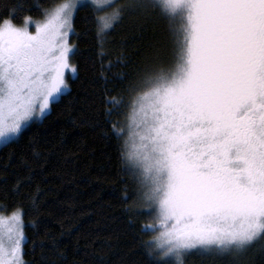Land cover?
I'll return each instance as SVG.
<instances>
[{"label": "snow or ice", "instance_id": "snow-or-ice-1", "mask_svg": "<svg viewBox=\"0 0 264 264\" xmlns=\"http://www.w3.org/2000/svg\"><path fill=\"white\" fill-rule=\"evenodd\" d=\"M91 4L99 12L115 0ZM85 6L59 5L35 35L11 20L0 25V142L18 137L67 89L70 49L61 45L54 56V42ZM156 9L169 20L176 68L131 85L128 114L130 127L143 129L144 198L165 229L156 249L176 264L193 250L238 258L264 240V0H127L99 21L107 30L126 11Z\"/></svg>", "mask_w": 264, "mask_h": 264}, {"label": "trees", "instance_id": "trees-1", "mask_svg": "<svg viewBox=\"0 0 264 264\" xmlns=\"http://www.w3.org/2000/svg\"><path fill=\"white\" fill-rule=\"evenodd\" d=\"M60 1L0 0V25L40 20ZM83 5L72 19L76 74L68 90L0 147V211H22L26 264H176L150 243L151 213L125 142L130 86L176 68L169 20L159 9L126 11L102 31L100 12ZM114 97L119 108L108 103ZM184 264H264V240L238 258L192 251Z\"/></svg>", "mask_w": 264, "mask_h": 264}, {"label": "rangeland", "instance_id": "rangeland-1", "mask_svg": "<svg viewBox=\"0 0 264 264\" xmlns=\"http://www.w3.org/2000/svg\"><path fill=\"white\" fill-rule=\"evenodd\" d=\"M68 2V0H62L58 2L57 4L53 5L51 8H49L44 17L40 20H32L29 19V22L25 24V22L20 25L16 26L17 28H27L29 33L35 35L36 34V25L37 24H44L47 23L49 17L51 14H53L56 10V8L63 4ZM81 4H91V0H80ZM127 3V0H115V4L113 7L107 8L105 11H99V17L105 16L110 14L115 8H118L124 4ZM94 7V6H93ZM76 12V11H75ZM130 13V12H128ZM75 14V13H74ZM124 14V13H123ZM122 14V15H123ZM101 26V23H100ZM101 30L105 31V29L101 26ZM64 35H57L54 42V48H53V54L54 56L60 55V46L65 45L68 49H70V52L68 54L67 63L69 65L68 68L64 69V79L66 84L68 85V82L71 78H73L76 74L74 65L71 62V54L73 52L74 46L70 42V37L72 34V21H71V30L68 28H62L59 30ZM67 89L64 90L63 93H65ZM61 96V95H60ZM60 96L57 98V100L60 98ZM56 100V101H57ZM53 102H50L49 109L45 112L43 116L34 115V117L27 122L22 132L31 124L34 122H39L42 120V118L50 111L51 104ZM39 104V101H38ZM21 132V133H22ZM143 129H138L135 125H132L130 127V122L128 120L126 131H125V142H126V164L127 167L131 170H135L138 173H140V168L138 165V150L141 149V140H140V134H142ZM19 137V136H18ZM18 137H14V139H17ZM6 143L0 142V147ZM130 157V158H129ZM140 178V176H139ZM142 197L144 198V192L147 190L146 188L142 187ZM146 201V199L144 198ZM146 203L149 205L144 207V211L147 214V210L150 211V221L146 222L145 227L146 229L152 231L154 234L150 240V243L153 248L156 249V243H159L161 245L166 243L165 237L162 235V233L165 231V229L160 225V220L157 217V212L152 208V206L149 204L148 201ZM171 226V222H169V227ZM25 241V233H24V222L22 217V211L21 209H16L11 213H4L3 211H0V255H2L3 264H11L12 260L15 259L16 264H26L25 260L23 259L22 252H23V243ZM158 252L159 250L156 249ZM193 251H199V250H193ZM166 259L169 258L171 260L175 261V258L173 257H165ZM176 262V261H175Z\"/></svg>", "mask_w": 264, "mask_h": 264}]
</instances>
